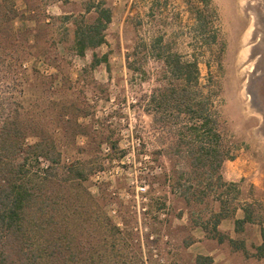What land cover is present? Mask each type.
I'll return each instance as SVG.
<instances>
[{"label": "rangeland", "instance_id": "374dc122", "mask_svg": "<svg viewBox=\"0 0 264 264\" xmlns=\"http://www.w3.org/2000/svg\"><path fill=\"white\" fill-rule=\"evenodd\" d=\"M100 1L2 0V116L19 118L26 143H51L60 154L58 178H74L66 169L80 163L84 179L56 182L54 196L87 203L80 215L105 216L132 231L135 264H195L196 252L222 243L217 215L230 218L247 203L264 222V188L237 181L223 188L225 196L182 195L209 177L197 184L195 168L174 154L177 137L149 111L167 84L157 56L172 51L199 60L202 83L219 91L230 156L223 165L248 158L264 180V0H103L113 13L105 41L82 54L76 32L96 21ZM201 224L213 237L190 247ZM106 256V263L114 259Z\"/></svg>", "mask_w": 264, "mask_h": 264}, {"label": "trees", "instance_id": "16d2710c", "mask_svg": "<svg viewBox=\"0 0 264 264\" xmlns=\"http://www.w3.org/2000/svg\"><path fill=\"white\" fill-rule=\"evenodd\" d=\"M1 3L2 0L0 7ZM96 9V21L76 32L82 54L105 41L104 30L112 21V9L106 1H100ZM199 20V27H203L201 15ZM157 57L163 64L167 84L160 94L152 95L150 105L154 108L149 111L153 110L155 123H162L170 135L177 137L174 154L178 161H188L195 168L197 184H203V176L209 177L204 188L192 184L182 195L192 190L194 196H225L229 187L237 183L226 181L222 174L223 163L230 156L223 143L219 91L204 86L197 58L186 59L172 51ZM4 111L6 104L0 102V264H135L130 251L135 236L132 231L105 216L80 215L79 208L87 203L76 205L66 196H54L56 182L64 187L63 183L71 179L78 184L84 179L80 163L66 169L74 178H58L55 171L56 166L61 167L60 154L51 153V143L42 140L26 143L28 134L22 122L11 113L3 117ZM42 157L48 161L46 166L41 163ZM225 217H215V231L219 232L217 226ZM248 219H252L250 214ZM241 223L243 220H236L237 226ZM224 239L220 234L219 241ZM108 253L114 259L106 263ZM211 261L210 256L198 255L195 264Z\"/></svg>", "mask_w": 264, "mask_h": 264}, {"label": "crops", "instance_id": "0c3cea01", "mask_svg": "<svg viewBox=\"0 0 264 264\" xmlns=\"http://www.w3.org/2000/svg\"><path fill=\"white\" fill-rule=\"evenodd\" d=\"M223 178L228 182L242 181L253 185L255 188L263 187L264 180L260 176V169L253 164L251 160L245 157L237 156L234 160L223 165ZM250 204L244 203L235 211V215L230 218H224L217 226V230L223 235L226 233L224 241L215 250H199L195 253V259L198 255L210 256L212 258L209 264H264V222H256ZM250 214L252 219H247ZM236 220H243L245 231L240 234V228L237 227ZM202 227V226H199ZM197 227V229H200ZM197 230L199 235L190 247H206L208 241L213 237L209 229ZM242 237L240 245L237 247L236 241ZM229 240L231 243L225 242ZM189 247V248H190ZM263 249V250H262ZM194 259V260H195Z\"/></svg>", "mask_w": 264, "mask_h": 264}, {"label": "built area", "instance_id": "2783aa9c", "mask_svg": "<svg viewBox=\"0 0 264 264\" xmlns=\"http://www.w3.org/2000/svg\"><path fill=\"white\" fill-rule=\"evenodd\" d=\"M140 189H141L142 191H146V187H145V186H141Z\"/></svg>", "mask_w": 264, "mask_h": 264}]
</instances>
